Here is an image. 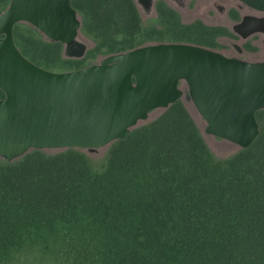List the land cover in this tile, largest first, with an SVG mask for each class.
Instances as JSON below:
<instances>
[{
  "label": "trees",
  "instance_id": "obj_1",
  "mask_svg": "<svg viewBox=\"0 0 264 264\" xmlns=\"http://www.w3.org/2000/svg\"><path fill=\"white\" fill-rule=\"evenodd\" d=\"M10 2L0 0V13ZM72 5L93 42L86 55L65 57L63 43L19 22L25 56L68 71L149 43L217 49L233 35L185 23L166 0H156L152 20L135 0ZM256 117L260 135L226 158L212 152L183 100L114 141L101 161L80 148L0 158V264H264V110Z\"/></svg>",
  "mask_w": 264,
  "mask_h": 264
},
{
  "label": "water",
  "instance_id": "obj_2",
  "mask_svg": "<svg viewBox=\"0 0 264 264\" xmlns=\"http://www.w3.org/2000/svg\"><path fill=\"white\" fill-rule=\"evenodd\" d=\"M135 1L141 12L155 11L156 0ZM238 1L264 13V0ZM19 22L63 43L65 57L83 58L90 47L72 0H11L0 13V158L11 162L34 149L94 153L183 98L202 115L208 135L239 148L260 135L256 112L264 110V60L157 42L55 71L22 53L14 36ZM233 31L243 39L264 33V16L246 14Z\"/></svg>",
  "mask_w": 264,
  "mask_h": 264
},
{
  "label": "rangeland",
  "instance_id": "obj_3",
  "mask_svg": "<svg viewBox=\"0 0 264 264\" xmlns=\"http://www.w3.org/2000/svg\"><path fill=\"white\" fill-rule=\"evenodd\" d=\"M166 1L180 12L182 19L185 23H191L196 20H202L204 23L209 25H219L229 28L232 31L233 35L223 36L219 39L221 45L217 48L219 51L227 55L229 54V52L237 54L238 52L231 47V42H235L245 48V51L242 54H237L239 57L247 60H264V41L259 40L260 37L264 38V35L256 34L246 40L241 38L237 33L233 31V26L231 24H226L222 22L221 19L223 18L222 16L224 14L220 12L217 6L212 4L214 0H204L205 4L201 0H185L183 5H180L176 0ZM215 1L219 2V5L222 6H225L228 1L231 3L232 7L236 8V5L234 4V2H231V0H225V2H223V0ZM245 9L246 12H248L247 7ZM205 10L208 12V15H206L207 13ZM142 16L145 20H152L154 19V17H156V11L152 12L151 14H145L144 12H142ZM85 39L89 43L90 47H93V42L86 37ZM249 46L256 47L257 49H253ZM182 100L186 104L193 118L195 119L205 141L207 142L206 138L210 141L211 145L208 144V142L207 144L209 145L216 157L226 158L233 155L240 149L238 145L230 141L214 137L205 133V120L202 115L197 111L193 102L187 101L185 98H183ZM160 113V110L154 111L149 120L155 119ZM108 149L109 147H104L100 148L97 152L94 153L88 152V154L96 161H101L106 156Z\"/></svg>",
  "mask_w": 264,
  "mask_h": 264
},
{
  "label": "flooded vegetation",
  "instance_id": "obj_4",
  "mask_svg": "<svg viewBox=\"0 0 264 264\" xmlns=\"http://www.w3.org/2000/svg\"><path fill=\"white\" fill-rule=\"evenodd\" d=\"M201 1H203L204 2V4H205V1L204 0H201ZM177 2L180 4V5H183L184 4V2H185V0H177ZM223 2H225V0H223ZM231 2H234V4L236 5V8L235 7H232L231 6V3L230 2H228L227 1V3H226V5L224 6H222V5H219V2H217V1H213V5H215V6H217L218 8H219V10H220V12L222 13V14H224L222 17V22L223 23H226V24H231L232 26L236 23V22H239V21H241L242 20V18H243V16L244 15H246V14H253V15H258V16H264V13H261V12H258V11H256V10H254V9H251L250 7H248L247 5H245V4H243V3H241L240 1H238V0H231ZM247 7V9H248V12H246V8ZM232 9H236L238 12H239V18L237 19V18H233L232 17V15H231V13H230V11L232 10ZM206 11V10H205ZM206 15H208V12L206 11ZM209 17V16H208ZM256 34H262V35H264V33H255L254 35H256ZM253 36V35H252ZM223 36H221L220 38H222ZM251 37V36H250ZM249 37V38H250ZM248 39V38H247ZM244 40H246V39H244ZM259 40L260 41H264V38H262V37H260L259 38ZM238 45L239 44H237V43H235V42H231V47L234 49V50H236L238 53L237 54H242L244 51H245V48L243 47V46H240L241 48H242V50H243V52H239L238 51ZM236 53H232V52H229V56H236V57H239L238 55H237ZM241 58V57H240Z\"/></svg>",
  "mask_w": 264,
  "mask_h": 264
}]
</instances>
